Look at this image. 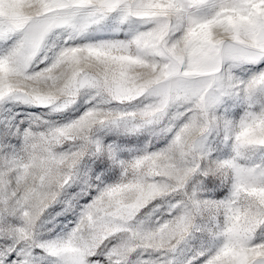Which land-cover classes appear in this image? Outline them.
Segmentation results:
<instances>
[{"label":"snow or ice","instance_id":"6c2138e0","mask_svg":"<svg viewBox=\"0 0 264 264\" xmlns=\"http://www.w3.org/2000/svg\"><path fill=\"white\" fill-rule=\"evenodd\" d=\"M0 264H264V0H0Z\"/></svg>","mask_w":264,"mask_h":264}]
</instances>
